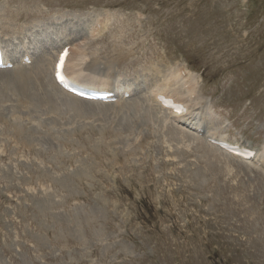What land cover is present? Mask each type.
Masks as SVG:
<instances>
[{"label":"rangeland","instance_id":"rangeland-1","mask_svg":"<svg viewBox=\"0 0 264 264\" xmlns=\"http://www.w3.org/2000/svg\"><path fill=\"white\" fill-rule=\"evenodd\" d=\"M63 11L91 20L102 11L106 21L101 33L90 32L89 42L69 44L70 56L85 42L86 62H111L119 72L109 78L136 82L131 98L147 96L140 86L150 70L162 82L170 69H185L200 109L207 105L201 119L211 122L216 137L262 156L243 160L207 141L213 149L203 151V141L176 123L178 131L172 129L162 110L152 119L134 117L121 129L88 120L77 126L68 114L44 115L67 132L57 154L28 144L5 111L10 101L0 100L3 264H19L22 257L31 264H264V170L257 165L264 164V0H0V31L55 25ZM58 40L46 49L51 52ZM82 162L91 163L90 178L72 174ZM61 175L74 193L70 185L59 182L65 190L53 182ZM48 195L59 202L52 211L71 215L81 207L79 219L90 216L93 204L103 208V219L82 222L88 238L101 225L93 244L61 236L66 223L42 217L39 211L54 203ZM33 201H43L47 210ZM52 222L53 228L46 227ZM40 234L56 252L42 247Z\"/></svg>","mask_w":264,"mask_h":264},{"label":"bare ground","instance_id":"bare-ground-1","mask_svg":"<svg viewBox=\"0 0 264 264\" xmlns=\"http://www.w3.org/2000/svg\"><path fill=\"white\" fill-rule=\"evenodd\" d=\"M102 23L103 22L100 21L95 24L97 29L99 28L98 24L99 26H101ZM52 24H50L48 21L41 22L40 26H38L37 28L35 29L30 28L29 30L26 29V31L24 32H22L23 31L22 30L19 33L7 32L1 35V31H0V53H1L2 64L5 65L9 63L13 65L11 70L0 69V75H2V77L0 78L1 79L0 90L4 89V91H6L5 85L12 84L14 85L13 89L18 91L20 97L22 98L26 97L28 100H30L31 105H33L32 107H34L35 109L36 108L39 109V107L41 106H46L49 108V109L47 108L48 111L60 112V113L67 111L66 112L67 114L72 115L71 118H75V117L81 118L87 116L89 118L95 119V121H102V122L107 121L112 123L114 122L118 127L119 126L128 127V123L131 117L136 118L144 114L152 119L153 117H156V112H159V110L164 111V109H162L160 105L158 106L155 103V101H153L152 98L146 95L143 97L141 96L140 97L136 96L133 98L130 97L128 100L124 102L123 107L121 106V108H118L117 111H114L115 107L113 106V104H105L97 100L83 99L62 89L59 85L55 83L53 78L54 64L57 59L58 53L64 48V46L68 44V42L69 43L71 42V40H68L71 36H74L79 33V29L76 28V24L74 22H70V21L62 22V23L57 22L55 23V25ZM2 25L3 24L0 23V30L1 28H3ZM104 26L105 25L103 24V26L99 30H97V33H101ZM55 36L56 38L60 39L59 44H55L54 46H52L51 47L52 51L49 52V54L46 51L41 52L40 54H38V59L35 60L34 55L31 53V48L32 49L36 48L39 50L40 47L46 45L49 42H52ZM85 45L86 44L83 43L81 47H77V49H75L74 54H72L71 56L69 55L68 58L66 59L64 65L65 79L74 85L83 87L84 89H88V90L90 89L101 92H112L114 96L123 95L125 92L127 93L132 92V86L134 84L137 85L134 80L127 81L124 80V78H122L119 75L115 78L110 79L108 77L109 75L107 76V72L110 71V66L105 65L103 70L101 68H98L100 66H98V64L95 63L96 59L94 57H92V60L89 61V63H87L86 59L88 58V56L85 53L86 52ZM30 54L32 57L30 56ZM89 56L91 55L89 54ZM25 57H28L29 59L33 58L34 60H32L31 64L25 65L22 63ZM149 72L150 73L148 75L143 76L144 79H142L141 81L140 87H142L143 89L144 86L143 89L144 94L145 93L147 94L148 92L149 94L153 95V98H155L157 95L170 97L172 102L181 103V106L184 108L183 110L184 113L183 112L182 114L176 113L177 116L174 115V117H177V119H180L182 121H185V123H188L193 127L207 129L208 131H214V128L213 127L211 128L212 124H208V123L205 124V122H203L201 119L202 116L204 117L206 116V114H208L207 105H205L206 109L202 110V112L204 111V114L203 113L198 114L195 113L194 111H191L189 104L186 102L184 98L183 100L181 97L176 96L177 95L176 87L179 84L181 85L184 84L185 79H187V75L185 74V72L183 76V70L181 68L177 67L176 69H172V70L170 69L169 74L166 73L167 77L164 76L165 78L163 79L162 82L156 81L157 75L154 72H152V70H150ZM138 84L140 85V83ZM191 85H189V91L192 94H194L195 90ZM0 95H2V97L7 96V94L4 93H0ZM2 97L1 99H5ZM140 99H144L143 103H141L142 105H139ZM1 104H3V102ZM1 104L0 106H2ZM195 104H199L198 98L196 99ZM112 107H113V111L110 112L109 109H111ZM6 110L7 108L5 109V111ZM8 115L11 116L12 114L11 115L8 114ZM203 125L206 128L203 127ZM170 127L178 131L176 127H174L173 125H170ZM181 134L184 135V133ZM188 137L189 139H193V137L190 136ZM125 142L127 143V141ZM201 148L204 149L203 151H209V150L211 151L213 149L210 148L209 144H206L205 142L201 143ZM75 175L87 176L86 170L81 171V169H79L75 173ZM34 203H36L35 205L42 211H44V209L47 208L46 204L43 201L42 202L35 201ZM97 213L99 214L98 210ZM56 218L66 223L65 229H61L62 231H66L67 234L69 235H72L75 232V236L77 238H81L80 229H78L79 231L75 230L77 221L73 217V215L71 217H68L63 213H59L56 215ZM95 231L96 233H94V235L96 236L98 235L99 230H95ZM36 238L38 241L40 237L39 238L36 237ZM99 240L100 239H98V241ZM39 241L41 242V244L44 243V241H41V239H39ZM82 242L86 243L85 241ZM0 264H3L1 258H0ZM19 264H29V263L27 260H25L22 257L20 259Z\"/></svg>","mask_w":264,"mask_h":264},{"label":"water","instance_id":"water-1","mask_svg":"<svg viewBox=\"0 0 264 264\" xmlns=\"http://www.w3.org/2000/svg\"><path fill=\"white\" fill-rule=\"evenodd\" d=\"M48 142H49L48 139H45V140H44V144H45V145H48ZM57 181H58V182H62L63 184H65V180L62 179V178L57 179ZM93 210L96 211V209H93ZM73 228H74V227H73ZM74 229H75V228H74ZM78 229H79V228L76 227L75 230H78ZM78 231H79V230H78ZM80 234H81V236L83 237V233H82L81 230H80ZM74 235H75V232H74Z\"/></svg>","mask_w":264,"mask_h":264},{"label":"snow or ice","instance_id":"snow-or-ice-1","mask_svg":"<svg viewBox=\"0 0 264 264\" xmlns=\"http://www.w3.org/2000/svg\"><path fill=\"white\" fill-rule=\"evenodd\" d=\"M65 55H66V53H65Z\"/></svg>","mask_w":264,"mask_h":264}]
</instances>
